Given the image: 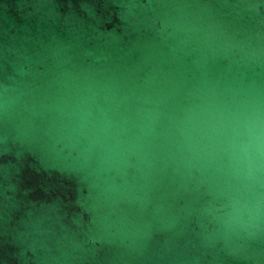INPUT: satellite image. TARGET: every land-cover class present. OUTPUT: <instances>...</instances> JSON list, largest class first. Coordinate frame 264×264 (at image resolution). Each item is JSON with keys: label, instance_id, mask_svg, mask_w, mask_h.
<instances>
[{"label": "water", "instance_id": "water-1", "mask_svg": "<svg viewBox=\"0 0 264 264\" xmlns=\"http://www.w3.org/2000/svg\"><path fill=\"white\" fill-rule=\"evenodd\" d=\"M0 264H264V0H0Z\"/></svg>", "mask_w": 264, "mask_h": 264}]
</instances>
